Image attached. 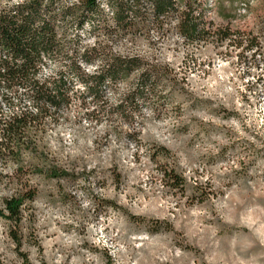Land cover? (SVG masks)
<instances>
[{
    "label": "rangeland",
    "instance_id": "1",
    "mask_svg": "<svg viewBox=\"0 0 264 264\" xmlns=\"http://www.w3.org/2000/svg\"><path fill=\"white\" fill-rule=\"evenodd\" d=\"M194 1L197 24L209 31L201 42H186L178 33L184 0H174L169 18L156 23L149 18L127 33L112 30L105 1L108 23L94 18L83 31L64 26L66 46L43 59L39 75L41 81L61 76L69 83V106L48 110L29 150L0 159V212L4 200L33 194L21 207L19 223L0 216V264H55L58 257L60 264H264V0ZM139 8L150 13L145 0ZM225 33L232 40H223ZM71 38L75 46L67 44ZM94 46L99 50L92 64L78 61L86 74L105 70L113 55L141 60L140 68L106 80L99 99L69 70L72 49L82 54ZM150 68L162 75L149 94L140 76ZM126 95L133 96L132 103L125 102ZM12 102L14 110L1 103L0 119L36 115L27 98ZM65 126L75 137L70 145L59 132L49 136ZM53 167L66 176L48 178ZM128 187L145 203L157 195L175 203L151 210L141 202L137 207L144 210L136 212L117 196L98 194ZM89 198V208L81 211ZM65 216L75 227L54 219ZM109 216L120 231L111 240L105 236V244L119 251L91 242L97 234L89 225L96 229ZM53 227L59 230L57 243H51L58 235ZM76 239L79 244L68 242Z\"/></svg>",
    "mask_w": 264,
    "mask_h": 264
},
{
    "label": "trees",
    "instance_id": "2",
    "mask_svg": "<svg viewBox=\"0 0 264 264\" xmlns=\"http://www.w3.org/2000/svg\"><path fill=\"white\" fill-rule=\"evenodd\" d=\"M103 1L113 19L112 30L123 33L142 25L149 18L155 23L159 19H167L176 8L174 0H145L150 13L140 10L142 0H79L67 7H62L60 0H22L21 3L7 6H2L0 2V105L2 103L14 110L12 100L18 104L20 99L27 98L36 110L35 116L12 113L9 118L0 119V159L20 156L29 150V145L36 142L40 128L45 125L48 110L56 111L69 106V83L64 78L60 76L53 82L40 80L43 59L62 53L66 46L62 44L66 41V24H73L76 29L83 31L94 18H98L101 23H108L107 15L103 13ZM191 5H196V1L184 0L183 11L177 15L178 33L186 42H201L209 36V31L197 24ZM232 36L225 33L222 39L230 41ZM72 41L71 38L67 44L75 46ZM251 48L252 45L247 49ZM98 50L95 46L85 47L79 54L72 49L69 66L70 72L76 75L95 99H99L98 89L106 80L114 81L122 74H129L140 68L141 62L139 58L126 59L113 55L108 59L105 70L84 73L78 61L92 64V58ZM161 75L154 68L142 72L141 81L148 84L149 94L155 90ZM132 97L126 95L125 102L132 103ZM46 173L50 179L58 180L66 176L59 167L49 168ZM169 175L175 185L179 184L178 176ZM32 199L33 194H25L4 200L0 216L12 225L19 223L24 201Z\"/></svg>",
    "mask_w": 264,
    "mask_h": 264
},
{
    "label": "clouds",
    "instance_id": "3",
    "mask_svg": "<svg viewBox=\"0 0 264 264\" xmlns=\"http://www.w3.org/2000/svg\"><path fill=\"white\" fill-rule=\"evenodd\" d=\"M90 71H91V69H90ZM76 87L79 88L82 92L84 91L82 85L78 84ZM227 90L230 91L231 89H227ZM115 102L116 101L113 100V103H115ZM33 111L35 112V109H33ZM57 132L61 133L64 136L63 143L66 144V145H70L72 139L75 138L72 135V133H70L68 131L67 126L62 127V128H58L56 130V132L49 133V136L54 138V137H56V133ZM144 132H154V129L145 128ZM142 135H143V133H142ZM53 147L54 148H59L60 145L58 143H53ZM140 151L143 152V149H141ZM127 155L129 156V161H130L131 160V154L128 153ZM128 166L129 167H133V165H131L130 163L128 164ZM135 175H139L141 177V179H147V175L145 173H135ZM185 175H188V174L185 173ZM205 178H208V175H206ZM131 183L134 184V183H136V181L133 180V181H131ZM158 186H159V183H158V180H157V187ZM148 191H149L148 188H144V192L145 193H148ZM98 194L99 195H109V196H113L114 195V196H117L118 197V203L127 206L130 211H136V212L144 210L142 208H138L137 207V205L141 204V202H144V208H149L151 210H154L158 205H164V207L167 208V209L168 208H172L173 207V203H175V201H173V203H165V201L159 200V196L158 195H157L156 199H154V200L150 199V200H148L145 203V201L143 199V196L137 195L135 190L132 187H128L126 189H122L119 193H114L111 188H109L106 193H105V191L103 189H101ZM81 195H83V194H81ZM125 197H128V199H126ZM133 197H135V198L133 199ZM129 200H131L130 204H129ZM213 203H214V201H213ZM90 204H91V198L83 200L81 202V204H80L81 211H83L84 209L89 208ZM173 211L178 213L180 211V209H173ZM54 219L61 220L62 226L63 225H68V224H73V220L71 218H68L67 216H65V217H54ZM73 227H75V224H73ZM105 227L108 228L107 233H105L103 231V229ZM114 227L116 228L115 232L113 231ZM89 229L92 232L97 234V238L91 241L92 244L101 245V246H103L102 248H110V249L111 248H115L116 251L120 250L117 245H107V244H105V236H107L108 239L111 240V239H113V237L116 236V233L120 231V228H119V226H117V222L114 220L113 216H109L108 217L107 223L101 222L99 224V227L96 228V229H92L91 225H89ZM50 231H56L58 233L57 237L51 241V243H57V241H59V238H60L59 230L55 229L53 227V229H50ZM68 242H71V243H74V244H79L80 240L76 239V240H70ZM33 251H35V250H33ZM47 255H48V252L45 253L46 257H47ZM52 255H55V253L53 252ZM113 255H114V253H113ZM61 260H62V257H58L56 262H55V264H60ZM69 264H76V262H75V260H73V261H70ZM125 264H126V261H125Z\"/></svg>",
    "mask_w": 264,
    "mask_h": 264
}]
</instances>
